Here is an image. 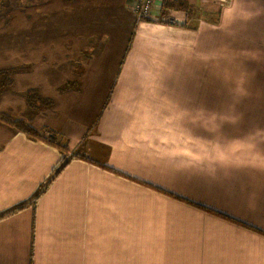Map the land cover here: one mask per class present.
Here are the masks:
<instances>
[{
	"label": "crops",
	"instance_id": "crops-1",
	"mask_svg": "<svg viewBox=\"0 0 264 264\" xmlns=\"http://www.w3.org/2000/svg\"><path fill=\"white\" fill-rule=\"evenodd\" d=\"M27 1L0 3V264H264V0H184L175 26L135 0ZM27 35L47 58L19 71ZM4 114L109 169L52 179L64 155Z\"/></svg>",
	"mask_w": 264,
	"mask_h": 264
},
{
	"label": "trees",
	"instance_id": "trees-1",
	"mask_svg": "<svg viewBox=\"0 0 264 264\" xmlns=\"http://www.w3.org/2000/svg\"><path fill=\"white\" fill-rule=\"evenodd\" d=\"M162 5L163 6H162L161 11L163 14H165L168 10H179L181 12H185L189 18L193 15V10L191 6L184 0H178V1L177 0H163ZM12 85H13V80H12L11 70L7 69V70L0 71V95L5 94ZM27 103L29 107L34 108L37 111H43L47 108H51L53 105L52 100L43 97L42 95L39 94L37 90L28 91ZM1 119L7 125H10L14 127L15 129H17L18 131L25 133L30 139L34 141H45L49 143L50 145L58 148L61 151V153L64 155V158H63L62 163L58 166V168L55 169L52 179L60 175L64 171V169L67 167L70 160L75 157L83 159L91 164L99 165L102 168L109 169L107 166H102L100 164H97V162L87 157L85 154L78 153L76 155L69 156L68 155L69 149L67 145H63L62 143L56 141L55 139H50V137L47 138L42 131L35 129L25 120H17V119H14L12 116H8L6 114L2 115ZM110 170L117 172L113 169H110ZM51 181L52 180H49L46 185L42 186V188L39 191H37L34 198H38L44 192V190L47 188V185ZM20 207L22 206H19L13 210H10L7 213H12L13 211L19 209ZM3 215H6V213L2 214L0 218ZM258 232L264 235L263 232H260V231Z\"/></svg>",
	"mask_w": 264,
	"mask_h": 264
},
{
	"label": "built area",
	"instance_id": "built-area-1",
	"mask_svg": "<svg viewBox=\"0 0 264 264\" xmlns=\"http://www.w3.org/2000/svg\"><path fill=\"white\" fill-rule=\"evenodd\" d=\"M163 0H135L133 6V12L136 18L142 22L157 21L159 20L163 24L175 26L180 25V19L177 16L179 10H168L165 14L162 13ZM160 7V8H158ZM157 10L160 12L157 16ZM184 13V12H183ZM188 21L182 22L183 26H186Z\"/></svg>",
	"mask_w": 264,
	"mask_h": 264
},
{
	"label": "rangeland",
	"instance_id": "rangeland-1",
	"mask_svg": "<svg viewBox=\"0 0 264 264\" xmlns=\"http://www.w3.org/2000/svg\"><path fill=\"white\" fill-rule=\"evenodd\" d=\"M4 0H0V3L1 2H3ZM20 1V0H19ZM29 1H35V0H29ZM20 3H26V5H29V3H28V1L27 0H21L19 3L18 2H15L14 3V0H13V3H12V5L13 6H15V7H17L18 6V4H20ZM21 6V5H20ZM7 9V8H6ZM6 9L5 8H2V6L0 5V12L1 13H4L5 11H6ZM35 9V8H34ZM31 12H34V11H31ZM10 21H8V19L6 20H4L3 22H2V25L5 27L8 23H9ZM149 22H153V21H149ZM17 41H18V39H16ZM33 41V39H30V35H27L23 40H21V43H22V45H24V46H27L28 48L25 50V52H23V54H22V58H16V57H13V59L12 58H9L7 55L5 56V58H6V60H5V62H7V63H12L13 61H16V63L17 64H14V65H16V67H18V70L19 71H24V70H26V68L28 69V67H29V64H33L31 61L32 60H34V62L36 63V62H38V64H36L37 65V67L38 68H42V67H44V65H42L43 63H44V61H45V59L47 58L45 55H46V53L45 52H43V54H34V53H32L31 52V44L33 43L32 42ZM32 42V43H31ZM31 43V44H30ZM36 48V47H35ZM42 62V63H41ZM84 67H85V69H84V72H85V74L86 75H88V73H89V69H88V67H89V65L88 64H84ZM218 69V70H217ZM221 67L219 66L218 68H215L214 69V75L215 76H220L221 75ZM202 86H205V85H202ZM199 92H206V90H200L199 89ZM17 96V95H16ZM11 98H13V97H11ZM13 99H19L18 98V96H17V98H13ZM91 104V103H90Z\"/></svg>",
	"mask_w": 264,
	"mask_h": 264
},
{
	"label": "bare ground",
	"instance_id": "bare-ground-1",
	"mask_svg": "<svg viewBox=\"0 0 264 264\" xmlns=\"http://www.w3.org/2000/svg\"><path fill=\"white\" fill-rule=\"evenodd\" d=\"M137 21H138V22H142V21H140V20H138V19H137Z\"/></svg>",
	"mask_w": 264,
	"mask_h": 264
}]
</instances>
